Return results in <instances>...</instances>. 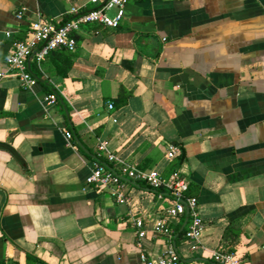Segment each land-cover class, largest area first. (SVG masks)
<instances>
[{"label":"crops","instance_id":"1","mask_svg":"<svg viewBox=\"0 0 264 264\" xmlns=\"http://www.w3.org/2000/svg\"><path fill=\"white\" fill-rule=\"evenodd\" d=\"M69 7L0 0V73L32 22L60 23ZM75 40L74 52L31 63V89L0 77V143L22 161L0 147V264H144L142 253L169 245L182 263L230 250L264 264V0H131L117 29L82 26ZM100 141L143 171L189 181L206 223L194 253L178 237L185 216L155 231L167 193L126 181L118 204L85 184ZM169 144L182 149L171 161Z\"/></svg>","mask_w":264,"mask_h":264},{"label":"built area","instance_id":"2","mask_svg":"<svg viewBox=\"0 0 264 264\" xmlns=\"http://www.w3.org/2000/svg\"><path fill=\"white\" fill-rule=\"evenodd\" d=\"M131 0H90L87 7H78L73 0H68L70 7L66 18L57 24L36 20L32 22L26 37L12 43V50L5 58L6 73H0V77L8 74L15 76L23 89H31L37 85L38 79L31 71L30 65L39 68L46 57L54 51L64 50L74 52L76 49L75 35L82 26H103L117 29L125 18V9ZM23 10L17 13L20 19ZM9 37L10 33L7 32ZM45 102L53 106L57 102L55 93L45 97ZM109 109L112 105H108ZM66 139L71 141L72 135L66 132ZM106 142L100 141L97 145V153L91 162V172L85 179L87 186L95 189L107 190L111 198L118 204H125V182L142 184L161 195L167 193L172 205L169 206L164 217L156 224L155 231L159 234H168L166 219L170 217L185 216L186 226L183 237L189 245V250L194 253L199 247L206 223L200 216L196 197L187 194L189 181L178 173H172L164 177L158 171H143L136 166L124 162L114 154L107 151ZM106 153V162L101 158ZM182 149L178 144H169L166 148L165 158L171 161L179 157ZM112 165V167L109 166ZM113 166L119 167L117 172ZM134 224L137 228L138 237H144L143 222L136 219ZM144 264H194L192 261L182 263L176 249L169 245L158 257H149L141 254ZM213 264H245L240 255L235 251L220 250L212 252L210 256Z\"/></svg>","mask_w":264,"mask_h":264},{"label":"water","instance_id":"3","mask_svg":"<svg viewBox=\"0 0 264 264\" xmlns=\"http://www.w3.org/2000/svg\"><path fill=\"white\" fill-rule=\"evenodd\" d=\"M0 147H3V148L8 149V150L14 155V157H15L19 162H22V161L20 160L19 156L14 152V150H13L11 147H9V146H7V145H5V144H1V143H0Z\"/></svg>","mask_w":264,"mask_h":264},{"label":"trees","instance_id":"4","mask_svg":"<svg viewBox=\"0 0 264 264\" xmlns=\"http://www.w3.org/2000/svg\"><path fill=\"white\" fill-rule=\"evenodd\" d=\"M190 196V195H189ZM182 235H184V230L179 232V236L178 237H181Z\"/></svg>","mask_w":264,"mask_h":264}]
</instances>
